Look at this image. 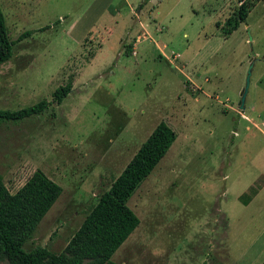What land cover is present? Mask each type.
<instances>
[{
    "label": "rangeland",
    "instance_id": "1",
    "mask_svg": "<svg viewBox=\"0 0 264 264\" xmlns=\"http://www.w3.org/2000/svg\"><path fill=\"white\" fill-rule=\"evenodd\" d=\"M252 1L225 36L238 0H0L15 41L0 108L48 102L0 123V174L12 193L38 168L62 187L23 249L61 251L164 121L176 139L128 199L139 224L111 259L264 264V0Z\"/></svg>",
    "mask_w": 264,
    "mask_h": 264
},
{
    "label": "trees",
    "instance_id": "2",
    "mask_svg": "<svg viewBox=\"0 0 264 264\" xmlns=\"http://www.w3.org/2000/svg\"><path fill=\"white\" fill-rule=\"evenodd\" d=\"M238 2L239 5L223 27L225 36H229L246 20L253 6L252 0ZM27 34L29 32H25L20 38ZM14 43L8 35L0 7V65L12 56ZM127 52L129 54V47ZM70 91V83L58 87L54 92L55 102L60 104ZM47 105L46 100H40L19 109L0 108V123L18 122L42 113ZM175 139V131L166 122H159L109 188L98 195L97 202L59 252L50 251L44 246H35L29 250L22 246L32 237L41 219L58 199L62 187L38 168L12 193L0 174V262L120 264L111 257L139 224L138 216L127 201L165 156Z\"/></svg>",
    "mask_w": 264,
    "mask_h": 264
},
{
    "label": "water",
    "instance_id": "3",
    "mask_svg": "<svg viewBox=\"0 0 264 264\" xmlns=\"http://www.w3.org/2000/svg\"><path fill=\"white\" fill-rule=\"evenodd\" d=\"M249 39H250V37H249ZM252 67H253V62L251 61L249 66H248L247 72H246L245 84H244V87H243V89L241 91V97H240V100H239V107L241 109L244 107V102H245L246 93H247L248 87H249Z\"/></svg>",
    "mask_w": 264,
    "mask_h": 264
}]
</instances>
